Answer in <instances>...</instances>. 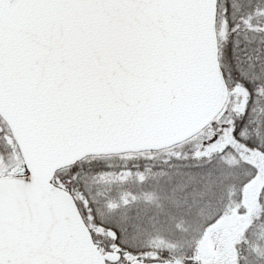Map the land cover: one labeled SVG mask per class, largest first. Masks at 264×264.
Instances as JSON below:
<instances>
[{
  "label": "snow or ice",
  "instance_id": "1",
  "mask_svg": "<svg viewBox=\"0 0 264 264\" xmlns=\"http://www.w3.org/2000/svg\"><path fill=\"white\" fill-rule=\"evenodd\" d=\"M0 264H264V0H0Z\"/></svg>",
  "mask_w": 264,
  "mask_h": 264
}]
</instances>
